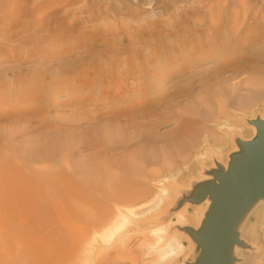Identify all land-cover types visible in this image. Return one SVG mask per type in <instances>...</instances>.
<instances>
[{
    "label": "rangeland",
    "instance_id": "rangeland-1",
    "mask_svg": "<svg viewBox=\"0 0 264 264\" xmlns=\"http://www.w3.org/2000/svg\"><path fill=\"white\" fill-rule=\"evenodd\" d=\"M240 1L246 0H0V148L9 134L18 143L24 134L44 131L46 126L64 130L86 123L76 114L75 97L91 94L81 109L93 110L91 116L101 121L121 106V98L113 105V99L103 94V73L95 65L67 66L93 49L95 54L85 58L100 62L98 68L104 69L108 54L99 58L96 50L107 46L92 37L90 44L78 38L90 35L92 28L114 25L103 18L110 13L127 22L116 24L119 37L127 36L131 27L144 35L134 48L150 63L146 70L137 65L140 70L136 67L134 80L147 79L149 71L157 73L156 81L169 84L179 78L181 70L192 80L190 95L178 93L185 86L180 83L160 101L139 106V128L164 134L179 130L184 120L199 123L195 143L183 158L146 162L139 174L124 175L128 187L124 192L132 194L129 202L96 193L99 201L94 204L76 203L63 198L57 189H48L56 198L53 204L39 187H24L10 198L1 188L0 264H195L197 250L191 252L185 207L193 206L191 199L200 185L225 170L231 156L254 137L255 122L264 120V59L251 56L250 51L255 33L243 27L214 29L211 24L215 21L219 27L223 20L233 18ZM216 10L222 14L216 16ZM249 12L247 19H251ZM226 34L235 36L237 47L240 36L245 37L248 43L241 47L248 48L223 52L217 47L212 52L209 39L221 40ZM160 42L167 44L166 53L155 52ZM161 83L148 85L152 97L160 93ZM79 86L84 88L79 90ZM222 88L231 90L225 105ZM253 91L261 92L256 104H236L241 95ZM184 105L188 108L182 111ZM220 105L226 113H218ZM202 111L209 113L202 116ZM76 153L77 149L71 150L70 158ZM33 165L50 167L53 174L62 169L48 161ZM118 190L111 187L103 196ZM203 201L207 209L209 198ZM260 203L264 205V199L257 195L244 210ZM261 219L254 235L241 227L232 251L233 264H264V211ZM175 243H180L176 253L160 260Z\"/></svg>",
    "mask_w": 264,
    "mask_h": 264
},
{
    "label": "bare ground",
    "instance_id": "bare-ground-1",
    "mask_svg": "<svg viewBox=\"0 0 264 264\" xmlns=\"http://www.w3.org/2000/svg\"><path fill=\"white\" fill-rule=\"evenodd\" d=\"M250 2L251 0L238 2L240 9L238 8V11L233 13V18L223 20L219 27L215 21L211 24L214 29L243 27L248 33H255L251 39L253 45L250 49L251 56L264 59V0H255L252 5ZM216 11L217 13L214 12L216 16L222 14L221 10ZM248 11L251 12V19H247ZM203 13L206 14V11ZM103 18L108 23L113 22L115 26L112 24L108 28H92L90 35L79 36L78 39H83L84 43L90 44L92 38H95L107 46V48L96 50L99 58L103 54H108L109 59L105 60L104 69L98 68L100 62H91L85 58L94 53L93 49L87 50L67 66L76 64L75 66L78 68L95 65L97 70L99 69L103 73L100 82L103 94L113 99L111 101L113 105L121 98L119 101L122 102L121 106L110 111L105 121H101L91 116L93 110L81 109L82 104L91 99V94L81 95L74 98L73 105H78L76 114L80 119L87 120L86 123L68 126L64 130L46 126L44 131H32L24 134L23 140L18 143L12 141L11 134L7 135L8 139L0 148V189L3 188L5 197L10 198L13 193L25 189L24 187H39L43 189L45 199L53 204H55L56 198L46 192L48 189H57L63 198L71 202L76 200V203L94 204L99 201L95 196L96 193L119 203L129 202L132 194L124 192L128 188L124 183L126 173L139 174L146 162L168 163L172 159L183 158L194 145L199 131L198 122L184 120L179 130L156 134L153 132V128L140 129L137 121L138 116L142 115V112L138 111L139 106H148L153 99L160 101L162 96H165L171 88H178L180 83L185 86L179 90L176 89V91L190 95L192 93L190 75L181 70L178 74L179 78L168 84L163 83L165 80L156 81L157 73L146 71L147 79L134 80L132 74L136 72V67L140 70L137 65L141 66L142 70H146V65L150 63V60L148 62L142 60L140 53L134 48V43L138 39H142L144 35L135 33L131 27L127 36L119 37L120 31L116 24L127 22L121 20L119 15L112 13L103 16ZM221 37V40L209 39L212 44V52L217 47L223 52L248 48L245 47L246 45L245 48L241 47L248 43L245 37L240 36V43L237 44L240 47L234 43V35L226 34ZM126 40H128L127 43ZM124 43L126 44L124 45ZM127 45H131V48L129 49ZM166 48L167 44L160 42L154 50L157 54L166 53ZM245 60L250 61V57ZM170 71L167 72L168 75H170ZM160 83L162 84L161 89L157 88L160 93L156 97H152L149 93V86L154 87ZM165 84L167 85L165 86ZM82 88L84 87H77L79 90ZM230 91L228 88H222V103L224 105L225 100L227 102L229 98L227 92ZM75 92L77 93L78 90ZM123 92H128V94ZM137 94H141V97L136 98ZM260 95V91L241 95L238 102L236 100V104L239 107H250L258 102ZM169 101L172 102L173 97ZM187 108L184 105L181 110L184 111ZM226 111L223 105L219 106L218 113L224 114ZM207 113L209 112L202 111V116L208 115ZM121 116H125L126 119L120 121ZM158 143L163 145L157 146ZM74 149H77V155L70 158L71 150ZM45 161H48L51 166L61 167V172L55 171L56 174H53L50 167L32 168L33 164ZM114 186L119 189L117 192L114 191L112 196H103L107 189L110 190ZM261 211L262 207L259 204L243 225L244 232L252 235L258 232L261 226ZM84 213L85 210L80 212L81 215ZM178 248H180V243L171 245L168 251L162 253L160 260L172 256Z\"/></svg>",
    "mask_w": 264,
    "mask_h": 264
},
{
    "label": "water",
    "instance_id": "water-1",
    "mask_svg": "<svg viewBox=\"0 0 264 264\" xmlns=\"http://www.w3.org/2000/svg\"><path fill=\"white\" fill-rule=\"evenodd\" d=\"M255 125L254 137L231 156L225 170L203 182L191 199L199 203L209 198L199 228L189 230L199 247L195 264H232L235 221L257 195L264 199V120Z\"/></svg>",
    "mask_w": 264,
    "mask_h": 264
},
{
    "label": "crops",
    "instance_id": "crops-1",
    "mask_svg": "<svg viewBox=\"0 0 264 264\" xmlns=\"http://www.w3.org/2000/svg\"><path fill=\"white\" fill-rule=\"evenodd\" d=\"M191 204L187 205L185 207V212L189 215L188 219L190 224H188V228L186 231L189 234L190 237V242L192 244V249L191 252H194L195 250H197V255L195 256V261H197V258L199 256V247L197 245V242L195 241V239L191 236L189 230H194L196 231L199 228V224L205 214V209L206 206L204 204V201H201L199 203H194L192 204L193 206H190ZM259 205V204H258ZM261 207H262V215L261 217H263V211H264V205L262 203H260ZM257 207L254 206L251 209L248 210H243L242 213L239 215L238 219H236L234 227H233V232L236 235V239L239 237L240 233H241V227L243 228V225L245 224V222L248 220V218H250L251 214L253 213V210ZM240 220H242L241 225L239 224ZM262 221V219H261ZM239 224V227L237 228V226H235L236 224ZM235 243V242H234ZM234 248V244L231 248V252H230V257L232 259V251ZM191 254V253H190ZM232 264H233V260H232Z\"/></svg>",
    "mask_w": 264,
    "mask_h": 264
}]
</instances>
